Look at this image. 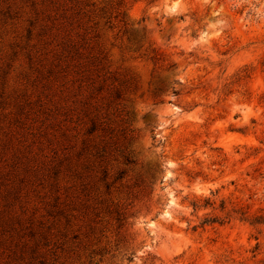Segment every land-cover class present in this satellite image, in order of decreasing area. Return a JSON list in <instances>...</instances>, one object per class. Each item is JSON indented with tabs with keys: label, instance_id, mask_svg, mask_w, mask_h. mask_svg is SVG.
Here are the masks:
<instances>
[{
	"label": "rangeland",
	"instance_id": "1",
	"mask_svg": "<svg viewBox=\"0 0 264 264\" xmlns=\"http://www.w3.org/2000/svg\"><path fill=\"white\" fill-rule=\"evenodd\" d=\"M0 177V264H264V0H0Z\"/></svg>",
	"mask_w": 264,
	"mask_h": 264
},
{
	"label": "trees",
	"instance_id": "2",
	"mask_svg": "<svg viewBox=\"0 0 264 264\" xmlns=\"http://www.w3.org/2000/svg\"><path fill=\"white\" fill-rule=\"evenodd\" d=\"M85 5H94V3H88V1H86L85 2ZM80 13V12H79ZM82 14H84V16L86 15H88L87 14V12H82ZM95 131H96V128H95V126L93 125L91 128H89L88 130H86V131H84L85 133H84V135H86V138H84L83 139V144L85 143L86 144V146H84L85 147V150H88V148H89V142H90V138H92V136H94V138H100L101 140H103V138H102V136H101V134H99L98 135V133H95ZM89 136H91V137H89ZM104 143H108V141H104ZM56 144V143H55ZM87 147V148H86ZM92 148H95L96 150H99L100 152H102V153H100V155H99V160H97V162H96V164L98 165V167H101V166H103V153L105 152V147L104 146H94V147H92ZM131 152L132 151H130L129 152V154H131ZM97 157H98V155H97ZM130 158V157H129ZM18 160H19V158H18ZM125 160L126 161H128V158H125ZM129 162H132V163H135V161H133V160H131V159H129ZM55 166V165H54ZM105 168V167H104ZM57 172V171H56ZM105 172V171H104ZM0 179H1V177H0ZM0 185H1V183H0ZM260 223H264V218H262L261 216H258V217H254V218H252V220H251V224H260Z\"/></svg>",
	"mask_w": 264,
	"mask_h": 264
}]
</instances>
